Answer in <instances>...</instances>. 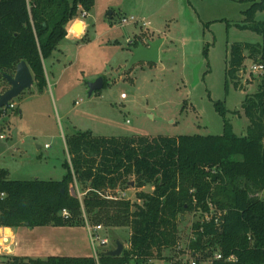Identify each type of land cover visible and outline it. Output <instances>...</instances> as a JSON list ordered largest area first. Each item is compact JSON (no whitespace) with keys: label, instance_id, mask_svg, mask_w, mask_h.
I'll list each match as a JSON object with an SVG mask.
<instances>
[{"label":"trees","instance_id":"16d2710c","mask_svg":"<svg viewBox=\"0 0 264 264\" xmlns=\"http://www.w3.org/2000/svg\"><path fill=\"white\" fill-rule=\"evenodd\" d=\"M250 1L244 23L237 26L260 34L262 43L231 45L226 76L238 86L246 58L264 64V19L256 20L264 0ZM93 3L0 0L2 75L26 61L38 90L44 91L45 60L59 49L79 9L87 12ZM216 107L225 118L224 103ZM242 110L248 125L241 136L226 118L218 135L97 136L91 130L77 131L65 139L69 159L59 181L10 179L9 171L0 169V226L84 225V211L93 224L129 229L122 254L103 251L99 263L93 256H12L8 264H152L166 257V250L178 248L179 224L187 212L199 213L189 242L195 264H264V73ZM132 182L135 200L108 194ZM74 184L80 186L79 194ZM204 215L209 220L200 219ZM230 256L235 260L228 261Z\"/></svg>","mask_w":264,"mask_h":264},{"label":"rangeland","instance_id":"374dc122","mask_svg":"<svg viewBox=\"0 0 264 264\" xmlns=\"http://www.w3.org/2000/svg\"><path fill=\"white\" fill-rule=\"evenodd\" d=\"M250 5V0H94L89 11L79 9L59 49L44 62V91L34 84L12 101L15 108L0 113V169L15 180H62L69 159L65 139L77 131L97 136L218 135L226 118L237 135H245L248 119L242 103L256 92L260 75L250 74L254 60L249 57L240 86L226 70L232 44L262 43L260 34L237 26ZM131 15L140 22L123 26L120 20ZM263 19L264 11L257 12L256 20ZM142 21L148 26L141 27ZM143 38L163 40L159 60L128 69L129 47ZM100 77L105 86L89 96V84ZM9 88L0 72V91ZM220 101L225 118L216 107ZM133 186L123 191L135 200ZM74 189L81 192L78 184ZM84 215V225L15 228V256H93ZM198 218L199 213H185L178 248L166 250V257L152 264L191 263V227ZM104 231L109 243L97 241L99 251L116 249L117 240L126 247L128 228ZM0 264H7L6 257Z\"/></svg>","mask_w":264,"mask_h":264},{"label":"water","instance_id":"95a60500","mask_svg":"<svg viewBox=\"0 0 264 264\" xmlns=\"http://www.w3.org/2000/svg\"><path fill=\"white\" fill-rule=\"evenodd\" d=\"M111 13L112 12H110V15ZM162 42V39L147 40L146 42H140L137 45L129 47V50L132 52V58L128 69L140 62H158ZM3 78L7 80L10 88L0 94V110L11 108L10 103L23 91L34 85V76L26 61H21L17 64L14 75L3 73ZM103 87L104 78L100 77L89 84V96H91L94 91L102 89ZM131 185L133 186L134 182H132ZM116 246V249L105 251V254L108 256L121 255L124 244L117 240Z\"/></svg>","mask_w":264,"mask_h":264},{"label":"built area","instance_id":"2783aa9c","mask_svg":"<svg viewBox=\"0 0 264 264\" xmlns=\"http://www.w3.org/2000/svg\"><path fill=\"white\" fill-rule=\"evenodd\" d=\"M121 24L123 26L131 23V22H140L138 21L133 15L131 16H125L123 17L121 20H120ZM142 26H148V24L145 22V21H142L141 22ZM147 40L145 38H143L140 42H146ZM133 40H130V43H132ZM245 65L244 67L242 68L241 70V76L243 74V72L245 71ZM264 73V64H261V63H258V62H254L252 67H251V72L250 74L251 75H261ZM2 92H0L1 94ZM121 98L122 99H126L127 98V95L125 93H122L121 94ZM10 106L11 108H15V105L11 102L10 103ZM119 196H116L115 198H125V199H131L127 196V193L125 191H119ZM212 208V206H211ZM62 214L65 218H68L69 216V212L67 209H64L62 211ZM85 217V225L88 229V232H89V237H90V240H91V244H92V248H93V251H94V258L96 259V261L99 263V255L102 251H99L96 247V242H100L101 246H105L109 243V238L106 237V236H102L101 233L102 232H105L104 230L106 229L105 226L103 224H91L89 222V220L87 219V217L84 215ZM210 216L206 215V220H209ZM1 230V229H0ZM0 236L2 237H5L2 235L1 231H0ZM6 243V244H5ZM10 241L8 239H5L3 241H0V263L2 261V259L4 257H6L7 259V264L8 262L10 261V258L12 257L11 253H12V250L10 249L11 247V244H9ZM216 258L220 259L222 258V255L221 254H216ZM228 261H232V260H235V257L234 256H230L228 259ZM190 264H195V259L192 258L191 260V263Z\"/></svg>","mask_w":264,"mask_h":264},{"label":"crops","instance_id":"0c3cea01","mask_svg":"<svg viewBox=\"0 0 264 264\" xmlns=\"http://www.w3.org/2000/svg\"><path fill=\"white\" fill-rule=\"evenodd\" d=\"M140 25H141V27H143L142 24H140ZM239 76H241V73H239ZM83 227L87 228L86 225L83 226ZM0 229H1L0 231H1L2 235L5 236V237L0 236V241H3L5 239H8L10 241L9 244H11V247H10V249L12 250L11 255L12 256H15V248H16V232H15V228L0 226ZM100 251L103 252V251H106V249L102 248ZM93 257H94V255H93Z\"/></svg>","mask_w":264,"mask_h":264}]
</instances>
